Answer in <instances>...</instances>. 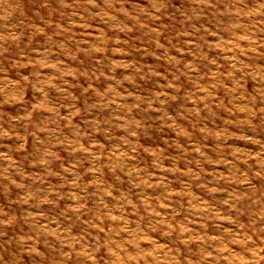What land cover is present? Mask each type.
Masks as SVG:
<instances>
[{"label": "rangeland", "instance_id": "374dc122", "mask_svg": "<svg viewBox=\"0 0 264 264\" xmlns=\"http://www.w3.org/2000/svg\"><path fill=\"white\" fill-rule=\"evenodd\" d=\"M0 264H264V0H0Z\"/></svg>", "mask_w": 264, "mask_h": 264}]
</instances>
